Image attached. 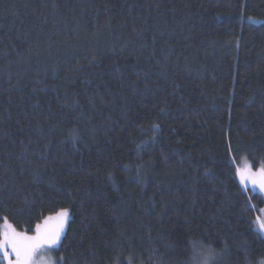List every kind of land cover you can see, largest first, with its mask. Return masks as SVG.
Wrapping results in <instances>:
<instances>
[{"label": "trees", "instance_id": "1", "mask_svg": "<svg viewBox=\"0 0 264 264\" xmlns=\"http://www.w3.org/2000/svg\"><path fill=\"white\" fill-rule=\"evenodd\" d=\"M242 160L264 167V0H0V226L68 208L54 264H190L209 237L264 261Z\"/></svg>", "mask_w": 264, "mask_h": 264}, {"label": "snow or ice", "instance_id": "2", "mask_svg": "<svg viewBox=\"0 0 264 264\" xmlns=\"http://www.w3.org/2000/svg\"><path fill=\"white\" fill-rule=\"evenodd\" d=\"M154 127L158 129V126ZM235 175L245 190L251 182L253 189L258 186L259 192L264 194V167L253 172L251 165L245 163L243 167L236 168ZM260 211L264 213V209ZM69 219L70 210L61 208L55 214L44 217L42 222L36 223L34 234L29 235L26 231H17L16 227L4 218L0 226V257L6 264H36L35 257L39 252L59 247ZM258 225V231L264 233V220L258 218ZM211 244L210 237L208 246L204 245L202 239L193 240L190 245V264H199L200 260L213 261L214 249Z\"/></svg>", "mask_w": 264, "mask_h": 264}, {"label": "rangeland", "instance_id": "3", "mask_svg": "<svg viewBox=\"0 0 264 264\" xmlns=\"http://www.w3.org/2000/svg\"><path fill=\"white\" fill-rule=\"evenodd\" d=\"M241 162H242V163L239 164V167H243V165H244L245 163L251 165V163L248 162V161H246V160H242ZM251 167H252V165H251ZM260 168H261V167H259V168H257V169H256V168L254 169V168L252 167V171H253V172H257ZM257 179H258V178H257ZM247 187H249L250 189H253V186H252L251 182H249V184L247 185ZM253 190H254L255 192H257L258 194L262 195V197L264 198V194H261V193L259 192V188H258V186H257L255 189H253ZM262 209H264V205H263V208H262ZM258 218H259L260 220H264V213H261L260 210L258 211L257 219H256V221H255V229H257V231H258V227H259V225H258ZM2 224H3V223H2ZM2 224H1V226H2ZM261 234L264 236V233H261ZM53 249H54V248H53ZM53 249H45V250L39 252V254L35 257L36 264H54L55 261L53 260V258H52V256H51V251H53ZM222 261H223V256L214 259L213 261H211V264H222V263H223ZM262 262H264V261L258 262V263H256V264H262Z\"/></svg>", "mask_w": 264, "mask_h": 264}, {"label": "clouds", "instance_id": "4", "mask_svg": "<svg viewBox=\"0 0 264 264\" xmlns=\"http://www.w3.org/2000/svg\"><path fill=\"white\" fill-rule=\"evenodd\" d=\"M223 255H224L223 251H217V250L214 249V251H213V259H216V258L221 257ZM199 264H211V261L205 262L203 260H200Z\"/></svg>", "mask_w": 264, "mask_h": 264}]
</instances>
